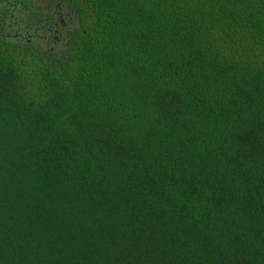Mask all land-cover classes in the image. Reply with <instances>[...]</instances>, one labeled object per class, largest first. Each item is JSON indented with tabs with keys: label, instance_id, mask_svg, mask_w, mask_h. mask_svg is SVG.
I'll use <instances>...</instances> for the list:
<instances>
[{
	"label": "trees",
	"instance_id": "1",
	"mask_svg": "<svg viewBox=\"0 0 264 264\" xmlns=\"http://www.w3.org/2000/svg\"><path fill=\"white\" fill-rule=\"evenodd\" d=\"M0 264H264V0H0Z\"/></svg>",
	"mask_w": 264,
	"mask_h": 264
}]
</instances>
